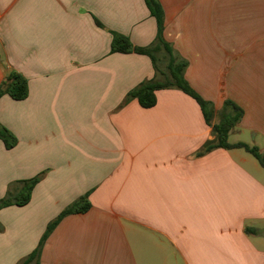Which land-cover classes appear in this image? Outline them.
<instances>
[{"label": "crops", "instance_id": "0c3cea01", "mask_svg": "<svg viewBox=\"0 0 264 264\" xmlns=\"http://www.w3.org/2000/svg\"><path fill=\"white\" fill-rule=\"evenodd\" d=\"M159 2L190 86L217 115L238 105L229 142L264 153V0ZM113 33L156 42L145 0H0V85L15 72L29 88L0 100L17 138L0 140V200L40 178L27 205L0 210V264H22L84 196L90 209L58 224L38 264H264V167L243 148L196 157L212 128L181 90L127 101L162 76L149 56L112 53Z\"/></svg>", "mask_w": 264, "mask_h": 264}, {"label": "trees", "instance_id": "16d2710c", "mask_svg": "<svg viewBox=\"0 0 264 264\" xmlns=\"http://www.w3.org/2000/svg\"><path fill=\"white\" fill-rule=\"evenodd\" d=\"M145 3L151 15L157 21L158 34L156 42L150 47H137L126 37L118 33H113L112 53H136L149 56L153 62L154 68L161 79H152L140 85L131 91L127 96V101L137 99L144 108H152L156 105V91L161 89H178L194 98L201 107L206 123L212 128L213 139L207 141L202 149L196 153V157H202L216 149H236L243 148L250 152L264 167V153L257 147H250L245 143L232 144L229 137L232 131L237 127L243 117V110L232 101H226L224 108L217 115L212 103L202 98L188 83L185 77V70L188 66L187 61L178 59L171 45L163 37L164 31V10L159 0H145ZM163 55V57H161ZM165 60L167 63L165 64ZM164 61V62H163ZM165 65V66H164ZM28 81L18 73H11L7 80L0 85V100L4 95H9L12 99L21 101L28 97ZM218 116V122L214 120ZM0 140H2L7 149H12L17 144V138L6 128L0 126ZM40 181L39 177L20 182V190L17 194L8 193L0 200V210L12 205L25 206L32 197L35 186ZM91 207L88 196H84L68 208L52 222L40 244L33 253L26 258L22 264H38L42 248L58 226V224L67 216L87 212ZM248 233L257 232L254 229H247Z\"/></svg>", "mask_w": 264, "mask_h": 264}, {"label": "rangeland", "instance_id": "374dc122", "mask_svg": "<svg viewBox=\"0 0 264 264\" xmlns=\"http://www.w3.org/2000/svg\"><path fill=\"white\" fill-rule=\"evenodd\" d=\"M164 62V61H163Z\"/></svg>", "mask_w": 264, "mask_h": 264}]
</instances>
